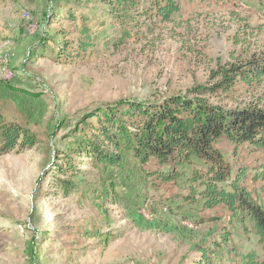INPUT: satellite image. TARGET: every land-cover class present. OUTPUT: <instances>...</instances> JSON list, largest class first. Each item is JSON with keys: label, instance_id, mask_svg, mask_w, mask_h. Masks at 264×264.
I'll use <instances>...</instances> for the list:
<instances>
[{"label": "rangeland", "instance_id": "1", "mask_svg": "<svg viewBox=\"0 0 264 264\" xmlns=\"http://www.w3.org/2000/svg\"><path fill=\"white\" fill-rule=\"evenodd\" d=\"M151 1L134 0L128 26L110 15L108 0H0V112L36 139L0 155V264H236L246 251L264 258L256 235L223 207L183 201L190 167L163 182L155 159L125 154L102 167L67 150L84 134L74 133L80 119L101 106L193 94L223 111L264 109V83L219 89L225 69L263 56L264 0H179L172 22L152 19ZM85 28L91 45L74 56ZM66 45L73 56L62 59ZM218 148L233 150L226 141ZM262 160L247 148L237 157L251 167ZM62 181L74 186L64 191ZM203 247L212 251L206 262Z\"/></svg>", "mask_w": 264, "mask_h": 264}, {"label": "trees", "instance_id": "2", "mask_svg": "<svg viewBox=\"0 0 264 264\" xmlns=\"http://www.w3.org/2000/svg\"><path fill=\"white\" fill-rule=\"evenodd\" d=\"M107 4L115 20L128 26L136 21L130 12L135 6L134 0H108ZM180 10L179 0H152L148 12L153 20L172 22ZM82 34L79 52L74 56L86 53L91 45L89 30L83 29ZM69 48L70 45L62 48L59 57L73 56L68 53ZM222 77L219 89L225 92L237 83L261 85L264 54L225 69ZM204 92L197 91L199 95ZM80 127L84 134L74 138L67 149L73 157H87L93 165L102 167L118 166L125 154H131L141 163L155 159L165 169L157 172L163 182H176L181 177V169L188 166L191 171L183 201L200 204L205 209L223 207L246 233L256 235L264 252V161L253 167L237 163L243 148L264 153V109L246 107L223 111L211 107L198 95H175L160 101L101 106L80 119L75 134ZM224 141L233 146L231 153L218 148ZM35 142L28 128L8 121L0 112V155L31 147ZM69 162L67 166L72 172L73 161ZM250 180L252 188L247 186ZM257 183L259 188L255 186ZM60 184L64 191L74 186L70 181ZM229 238L228 232L223 233L222 242L227 244ZM211 252L209 248H201V260L208 261ZM234 256L238 258L236 264H264V258L255 251L237 252Z\"/></svg>", "mask_w": 264, "mask_h": 264}, {"label": "bare ground", "instance_id": "3", "mask_svg": "<svg viewBox=\"0 0 264 264\" xmlns=\"http://www.w3.org/2000/svg\"><path fill=\"white\" fill-rule=\"evenodd\" d=\"M1 64V63H0Z\"/></svg>", "mask_w": 264, "mask_h": 264}]
</instances>
